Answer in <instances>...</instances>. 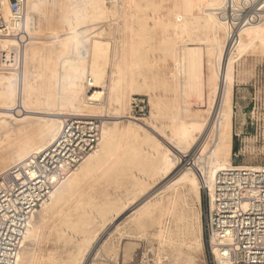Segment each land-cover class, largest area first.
Here are the masks:
<instances>
[{
	"label": "rangeland",
	"instance_id": "obj_1",
	"mask_svg": "<svg viewBox=\"0 0 264 264\" xmlns=\"http://www.w3.org/2000/svg\"><path fill=\"white\" fill-rule=\"evenodd\" d=\"M92 1L35 0L39 9L30 11V33L24 30L26 42L31 34L36 38L33 44L44 49L75 30L80 39L78 49L88 51L94 36L103 32L97 41L105 42L109 49L102 85L104 94L97 107L101 113L96 116L102 126L106 119L117 116L139 123L150 120L151 126L130 134L126 129L132 120L121 119L112 133L114 138L109 148L100 156L97 170L87 172L65 195L59 207L44 218L33 235L26 234L19 253L23 255V264H212L204 231L207 191L200 185L199 202H195L194 195L186 188L174 189L173 185H166L167 190L154 195L152 192L161 188L159 185L165 180L151 174L161 168L160 159L168 152L164 149L167 145L161 149L158 143H163L165 137H173L178 123L190 120L205 123L195 130L197 138L190 141V148L211 141L213 123L217 126L216 134L221 130L224 113L214 107L215 101L212 103L211 88L215 82L212 74L216 66V53L211 46L213 33L196 25L197 29L190 26L185 33L178 32L183 20L190 22L191 18L183 11L181 0ZM100 5L103 13L93 16L96 14L93 10ZM143 10L159 13L160 19L143 18ZM77 15L88 18L75 26ZM184 48L201 50L204 81L201 98L195 94L196 85L193 88V84H182L178 62ZM74 53L69 55L74 57ZM62 60L53 56L45 62L54 70L55 97L53 105L46 106L43 93L40 94L43 105L30 114L39 120L37 129H42L46 121L53 118L62 120L67 115H87L84 88L90 72L86 70L81 83L78 95L81 104L73 109L63 107L72 89L65 82L67 71L60 68ZM233 63L228 162L241 167H264V42L257 43L242 56L234 54ZM3 120L0 117V172L19 161L15 155L19 140L6 138L8 126L4 128ZM209 135L210 139H206ZM121 141L126 145L122 143L117 147ZM211 148L201 150L202 154L199 152L202 167ZM148 197L151 198L144 209L132 213ZM129 243L137 246L134 251V247H128V254L133 253L125 262L122 251Z\"/></svg>",
	"mask_w": 264,
	"mask_h": 264
},
{
	"label": "bare ground",
	"instance_id": "obj_2",
	"mask_svg": "<svg viewBox=\"0 0 264 264\" xmlns=\"http://www.w3.org/2000/svg\"><path fill=\"white\" fill-rule=\"evenodd\" d=\"M25 1L26 12L23 27L24 30L30 33V11L38 10L39 7L36 4L35 0ZM181 2L183 11L191 18L190 22L188 20H183L178 29L176 28L178 32L185 33L190 26H193V29H197L196 27L194 28V26L196 25L201 29H209L213 33V44H211V46L213 45L212 48L216 53L214 58L216 60V66L213 72L214 75L212 74L215 79L214 85L211 88L213 97L212 103H214L215 101L214 107L220 108V112L223 111L224 119L221 130L217 134L216 123H213L214 125L212 126V128H210V133H213L214 136L212 134L213 137L211 141H204V144L202 143V145H200L198 148H195L194 145L190 148V141L197 138L194 134L195 130L201 129V127H203L205 124L204 121L190 120L185 123L180 122V124L178 123L177 126H175L176 128L174 129L175 131L173 137L169 138L164 136V141L162 140L163 143H158V146L159 148H161L167 145L168 147H165L164 149L168 152H165L164 156L160 159L161 168L156 171L154 176L157 175V179H164L165 181L161 183L162 185H159L161 188L158 187L159 189H155L156 191L152 193H154V195H157L158 193L169 188L168 186L166 187V185H173L172 188L174 189L177 187L186 188L187 192L189 194H193L198 201L200 185H203L204 183L210 189L215 175L218 172L231 167L230 163L228 162L231 153L228 135L230 128L229 113L231 112L229 102L231 99L230 93H232L231 80L234 68L233 56L234 54H236V57L238 55L242 56L243 53L254 47L257 43L262 44L264 42V18L249 25L247 24L245 25V27L241 28L239 25L234 26L235 20L233 19V13L230 12L231 10L224 12L225 8H227L225 3L229 4V0H181ZM262 2H264V0H262ZM67 3L68 2L65 3V6L67 5ZM95 4L97 6V3ZM93 11H96V14L93 13V16L101 15L104 11V8L100 5ZM143 13V18H149L151 20L157 21L160 19L159 13L157 12H148L146 10H143ZM255 13L259 14L260 11L258 12L257 10H255ZM8 14V8L4 6V15L8 16ZM59 15L60 14H58V16ZM63 16L60 18H62L63 22H65V17ZM93 16L91 18H93ZM87 18V16L79 17L77 15L75 26L81 25L80 21H83ZM69 29L73 30L70 27ZM76 35L77 34L74 30L71 33L66 34V36L61 40H57V42H55L54 44H51L48 47L44 46V49H40L33 44V40H35L36 38L33 39L30 34L29 40L27 38L28 42L21 50V65L19 70L16 72L0 73V117L4 119L1 124L4 126V128H6V125L8 126L5 131L6 138L14 137L19 140V144L17 145L15 151V155L17 156L19 161L12 165L24 161L31 155L45 151L57 137L63 123L72 117L76 118L77 120H85L87 123L83 124V128L87 129H91L93 127L91 124H89L91 120H94L97 123L100 122L98 116L96 115L101 113V110L97 107L99 106L100 98L104 94V87L102 85L104 84V69L107 65L106 53L109 48H107L108 46L105 42L104 44L99 40V42L97 41V39L103 35V32H100L95 36L93 35L95 38L92 41V44L88 51L86 49H78L77 46H80V39L78 40ZM207 39H205L206 42ZM232 40H234V43L233 46L229 49V43H231ZM209 43H211V41ZM73 51L75 52V56L71 57L69 54H71V52ZM182 53L183 56L178 62V68L183 75L182 84H184L185 86H190L191 84H193V88L194 85H196L195 94H197L198 97L201 98L204 91L201 50L199 48H184L182 50ZM53 56H57V58L60 57L63 59L60 64V68L67 71L68 75L66 74L65 76V82L72 89V93L70 95L71 97H69L70 99L68 98L69 101L67 102L66 100L67 103L61 106L68 109H73L76 108L79 103L81 104L78 95L82 90L81 83L83 77L86 73V70H88L90 72L89 74L91 76L90 79L92 82V86L91 88L85 87L84 91L87 94V101L85 103L89 108L85 107L87 110V115H67L62 120H59V118H53L47 120L46 125L42 129H37L39 120L35 117H32V115L30 116V114L35 113V110H40L39 106L43 105L41 104L40 94L43 93L44 102H47L45 104L46 106L53 105L54 103V70L51 67L45 65V62L47 60H50ZM116 63V68H118L119 63ZM111 82L112 78L110 76V83ZM112 90L114 91L113 87ZM184 111L186 112V110ZM34 115L36 116V114ZM213 117L215 116L213 115ZM123 118L132 120L131 118L117 116L113 119L105 118L106 120L104 121L103 126L101 122L99 123V150L107 146V144L110 142V137H112V133L115 131V129H117L118 123H121L120 121ZM5 120H9V122ZM133 121L134 120L130 122L129 126L126 129V131L130 134H135L140 130H145L146 128H149L151 126L150 120H144L142 123ZM197 134L199 135V133ZM210 137L211 136L209 135L206 139H210ZM207 147L213 148H211L212 150L209 156L206 158L207 161L205 160L206 164L205 166H203L205 167V170L201 166L202 162H200L201 159L199 152L202 154L201 150L204 151V149H206ZM96 153L97 151L95 149L79 165V170L77 172L71 173L67 177V179L52 192L49 199L50 202L46 206H43V204L37 209L36 213L29 223L26 234L28 233L29 235H33L44 218L59 207L65 195L87 174L90 165L93 163L94 155ZM8 168H6L5 170H7ZM5 170L0 172V174ZM150 198L151 197L144 199L140 206L135 209L137 211H141L142 209H144L147 201ZM148 211L149 208H146L145 212ZM18 256L19 257L17 260V264H23V255L20 254Z\"/></svg>",
	"mask_w": 264,
	"mask_h": 264
},
{
	"label": "built area",
	"instance_id": "obj_3",
	"mask_svg": "<svg viewBox=\"0 0 264 264\" xmlns=\"http://www.w3.org/2000/svg\"><path fill=\"white\" fill-rule=\"evenodd\" d=\"M261 2L229 0L224 12L231 10L234 26L243 28L264 18ZM4 6L8 16L4 15ZM25 12V0H0V73L20 68L21 50L27 43ZM233 43H229V49ZM91 86L89 78L86 87ZM86 123L68 119L45 151L0 174V264H17L37 209L96 149L99 123L91 120V129L83 128ZM231 165L215 175L210 189L202 185L208 201L204 220L208 253L212 264H264V167Z\"/></svg>",
	"mask_w": 264,
	"mask_h": 264
},
{
	"label": "crops",
	"instance_id": "obj_4",
	"mask_svg": "<svg viewBox=\"0 0 264 264\" xmlns=\"http://www.w3.org/2000/svg\"><path fill=\"white\" fill-rule=\"evenodd\" d=\"M118 134V133H117ZM120 134H122V135H125L124 133H120ZM114 137H110V141L113 139ZM122 143H124V145H126L125 144V141H121L120 143H115L116 144V146L117 147H121V144ZM111 143L109 142L108 144H107V146H105L103 149H100V150H98V152L94 155V161H93V163L90 165V167H89V171L92 169V171H94V170H97V168H98V161H99V159H100V156H101V154L103 153V152H105V151H107V149L109 148V145H110ZM137 149V148H136ZM101 150H103V151H101ZM138 150V152H141V149H137ZM156 173V171H154V173L153 174H151V176H153L154 174ZM150 176V177H151ZM194 198H195V202H199V199H198V201L196 200V197L194 196ZM137 209V208H136ZM135 208H134V210H133V212L132 213H136L135 212V210H136ZM139 211V210H138ZM122 211L120 210L119 211V213H121ZM118 215L119 214H117V216L116 217H118ZM130 246H132V247H134L133 248V251L135 250V248H136V246H137V244H134V243H129V244H127V245H125L124 246V248H123V251H122V253H123V261H125V262H127V261H129V259L131 258V256H132V253H133V251H132V253L129 255L128 254V247H130Z\"/></svg>",
	"mask_w": 264,
	"mask_h": 264
},
{
	"label": "trees",
	"instance_id": "obj_5",
	"mask_svg": "<svg viewBox=\"0 0 264 264\" xmlns=\"http://www.w3.org/2000/svg\"><path fill=\"white\" fill-rule=\"evenodd\" d=\"M234 150H235V148H234Z\"/></svg>",
	"mask_w": 264,
	"mask_h": 264
}]
</instances>
